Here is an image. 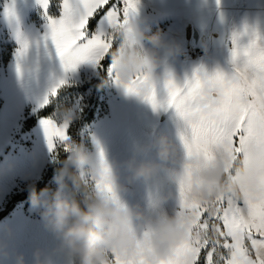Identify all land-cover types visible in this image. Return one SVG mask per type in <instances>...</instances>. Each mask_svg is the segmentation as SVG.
<instances>
[{"label": "snow or ice", "instance_id": "obj_1", "mask_svg": "<svg viewBox=\"0 0 264 264\" xmlns=\"http://www.w3.org/2000/svg\"><path fill=\"white\" fill-rule=\"evenodd\" d=\"M35 4L43 19L38 32L22 27L17 0H0V20L15 42L11 68L19 86L34 101L33 111L55 106L51 115L40 118V125L48 151L56 160L60 151L67 153L73 142V120L59 114L61 94L69 87L70 74L85 63L103 68L139 0H59L58 15L50 12L52 0H35ZM93 21L95 26L90 28ZM222 43L229 51V71L217 67L210 72L201 65L180 81L166 68L159 82L160 94L156 86L143 101L153 111L174 109L178 138L190 162L207 166L223 160L230 173L232 162L241 157L247 160L251 143L264 147V18L258 15L252 22L245 19ZM107 73L112 83L129 96H138L147 79L137 73L132 81L122 83L111 65ZM204 77L218 96L216 115L189 121L186 116L192 106L206 100ZM78 108L77 103L71 109L76 113ZM95 143L107 173L104 150L99 142ZM192 163L184 166L178 199L179 208L192 210L196 217L194 238L182 253L169 255L159 264H242V257L250 258L252 264H264V195L255 201L221 196L210 203L190 198ZM92 182L98 192L117 198L103 179L93 177ZM261 184L264 186V177ZM112 264L142 262L114 256Z\"/></svg>", "mask_w": 264, "mask_h": 264}, {"label": "rangeland", "instance_id": "obj_2", "mask_svg": "<svg viewBox=\"0 0 264 264\" xmlns=\"http://www.w3.org/2000/svg\"><path fill=\"white\" fill-rule=\"evenodd\" d=\"M17 6L22 27L31 32L40 31L43 19L35 0H17ZM258 15L264 18V0H220L219 5L217 0H139L136 12L130 13L128 21L135 20L138 27L148 35L160 32L167 42L179 46L180 51L175 56H167L163 49L159 50L162 64L158 72L163 73L167 68L182 81L201 65L210 72L217 67L225 72L229 71V51L222 41L233 27L239 28L245 19L252 22ZM7 32L0 20V61L4 55L10 56L6 66L0 63V94L3 102L0 112V165L9 162L14 164L11 173L0 177V209L10 195L23 192L28 187L30 181L25 179L26 176L30 174L31 180L38 182L53 162L40 120L30 132H20L24 121L39 111H33L34 101L16 81L11 68V53L15 42ZM124 39V33L121 32L114 51L121 46ZM143 43L145 47H149L147 41ZM98 78L99 68L87 63L81 64L70 74L69 87L63 92L65 95L69 96V89L73 87L87 88L69 105V108H73L79 104L76 110L78 117L89 106ZM157 92L158 95L161 92L159 84ZM62 101L63 106L68 103L65 99ZM101 101L95 119L81 130L77 144L98 155L95 142H99L106 161L116 173L119 184L123 186L116 195L128 206L143 211L146 215L153 214L154 206H158L156 211L164 210L169 215L174 214L179 209L178 184L171 181L163 169L145 182L132 180L127 168V162L131 159H135L137 164L161 163L154 144L162 135L167 136L176 145L180 155H183L174 109L153 111L146 102L135 96L122 94L109 75ZM5 149L8 150L7 153H4ZM60 152L67 157L66 152ZM165 166L178 172L182 170L179 159L166 162ZM56 187L52 179L50 189L55 190ZM2 223L10 224L18 234L23 232L27 264H32V253L37 247L50 250L56 245V241L30 204H19ZM19 239L15 236L14 247L18 251L19 243L16 241ZM28 253L30 260L27 258ZM54 259L56 264H63L62 257L56 256Z\"/></svg>", "mask_w": 264, "mask_h": 264}, {"label": "clouds", "instance_id": "obj_3", "mask_svg": "<svg viewBox=\"0 0 264 264\" xmlns=\"http://www.w3.org/2000/svg\"><path fill=\"white\" fill-rule=\"evenodd\" d=\"M125 39L112 53L111 68L122 83H129L137 73L147 79L135 96L143 101L153 88L158 86L163 73L158 72L162 60L159 50L167 56L179 53L178 45L167 42L160 32L148 35L135 20L124 25ZM147 41L149 47H145ZM174 75V74H173ZM125 94L123 88H119ZM208 77H204L203 95L206 100L193 105L186 118L198 121L201 117L215 116L218 96H214ZM127 96V95H126ZM61 117L78 118L71 108L60 110ZM154 146L161 163L141 162L135 159L127 162L132 180H151L160 170L169 179L179 184L184 166L192 163L183 152L181 156L175 144L167 136H160ZM146 150V149H142ZM180 160L182 170L165 166L166 162ZM63 166L53 177L56 189L45 187L36 191L30 174L28 200L33 211L38 213L45 228L56 241L52 249L37 247L32 264H56L60 256L63 264H112L114 256L122 261L136 260L142 264H159L169 255L182 253L193 240L192 229L196 217L192 210L179 208L169 215L164 210L146 215L143 211L128 206L121 198L111 199L95 189L92 178L103 179L117 193L122 189L116 173L107 162L105 173L96 152L86 150L83 145L72 142ZM14 164L0 165V177L11 173ZM264 177V147L253 142L248 147L247 160L243 157L231 163V172L226 170L223 160L207 166L192 163L190 198L201 202H214L218 197L245 198L257 200L264 195L261 178ZM15 233L8 223H0V264H27L24 253L14 247ZM242 264H252L250 258L242 257Z\"/></svg>", "mask_w": 264, "mask_h": 264}, {"label": "trees", "instance_id": "obj_4", "mask_svg": "<svg viewBox=\"0 0 264 264\" xmlns=\"http://www.w3.org/2000/svg\"><path fill=\"white\" fill-rule=\"evenodd\" d=\"M59 0H52V6L50 7V12L52 15H58V8L56 5L58 4ZM95 22L93 21L90 24V28H94ZM9 54L2 56L1 58V65L6 66L9 62ZM112 61V57H109L103 62V68H99V78L97 79V85L93 88V94L91 97V100L89 102V106L85 108L79 117L73 121L72 125L70 126V132L72 135L73 141L75 143L79 144L80 141V132L83 128L89 126L93 120L95 119L96 111L99 105L102 104V96L104 94V89L108 80V73L107 69L109 68V65ZM86 87H73L69 89V96L65 95L64 93L61 94L60 102H61V109L65 107H69L70 102L73 101L75 98H77L79 95L83 94L86 91ZM66 96V97H65ZM65 99L66 103L64 106L62 103H64L62 100ZM2 99L0 94V112L2 108ZM55 110V106H50L44 110L39 111L34 116H31L27 118L21 128V133H28L30 132L36 125L37 121L40 120L41 117L49 116L53 113ZM7 149H5L4 153H7ZM67 157L60 152L59 156L56 160H53V162L47 167L43 175L41 176L40 180L35 183V188L37 192H40V190L44 189L45 187L50 188V183L53 179V177L57 174L58 170L63 166L62 162ZM29 191L28 187L24 189L23 192L12 194L8 197L7 201L5 202L2 209H0V222L5 219L7 216L11 214V212L21 203H25L26 205H29Z\"/></svg>", "mask_w": 264, "mask_h": 264}, {"label": "crops", "instance_id": "obj_5", "mask_svg": "<svg viewBox=\"0 0 264 264\" xmlns=\"http://www.w3.org/2000/svg\"><path fill=\"white\" fill-rule=\"evenodd\" d=\"M2 221L0 223H2ZM15 230H14V233H15L16 239L20 238L19 240L16 241L17 243H19V250H20V252L24 253V256H25V254H26V244H25V239H24L23 232H20L18 234V233L15 232ZM17 243H16V245H18ZM29 257H30V253H28V257L27 258L29 259Z\"/></svg>", "mask_w": 264, "mask_h": 264}, {"label": "water", "instance_id": "obj_6", "mask_svg": "<svg viewBox=\"0 0 264 264\" xmlns=\"http://www.w3.org/2000/svg\"><path fill=\"white\" fill-rule=\"evenodd\" d=\"M195 38L197 39V35H195Z\"/></svg>", "mask_w": 264, "mask_h": 264}]
</instances>
